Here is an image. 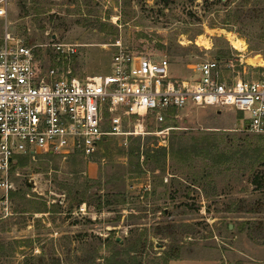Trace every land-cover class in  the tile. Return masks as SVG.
<instances>
[{
  "label": "rangeland",
  "instance_id": "obj_1",
  "mask_svg": "<svg viewBox=\"0 0 264 264\" xmlns=\"http://www.w3.org/2000/svg\"><path fill=\"white\" fill-rule=\"evenodd\" d=\"M6 22L44 67L82 81L108 72L115 45L166 58L177 78L203 61L227 80L264 76V0H7ZM245 117L187 107L89 157L17 158L0 264H264V139Z\"/></svg>",
  "mask_w": 264,
  "mask_h": 264
},
{
  "label": "built area",
  "instance_id": "obj_2",
  "mask_svg": "<svg viewBox=\"0 0 264 264\" xmlns=\"http://www.w3.org/2000/svg\"><path fill=\"white\" fill-rule=\"evenodd\" d=\"M7 0H0V191L11 189V165L35 154L91 156L108 136L137 135L145 118L162 123L187 107L245 113L246 131L264 139V76L223 78L220 66L203 61L189 78H177L164 57L134 54L115 45L109 70L83 81L44 67L33 48L8 31ZM64 59L73 47L54 44ZM134 119L133 132L123 124ZM137 124V125H136ZM84 210L83 207L80 211Z\"/></svg>",
  "mask_w": 264,
  "mask_h": 264
},
{
  "label": "bare ground",
  "instance_id": "obj_3",
  "mask_svg": "<svg viewBox=\"0 0 264 264\" xmlns=\"http://www.w3.org/2000/svg\"><path fill=\"white\" fill-rule=\"evenodd\" d=\"M231 43H232V45H233L234 48L239 49V50H242V45L239 44L238 42L232 41Z\"/></svg>",
  "mask_w": 264,
  "mask_h": 264
},
{
  "label": "water",
  "instance_id": "obj_4",
  "mask_svg": "<svg viewBox=\"0 0 264 264\" xmlns=\"http://www.w3.org/2000/svg\"><path fill=\"white\" fill-rule=\"evenodd\" d=\"M218 112H220V111H218Z\"/></svg>",
  "mask_w": 264,
  "mask_h": 264
}]
</instances>
